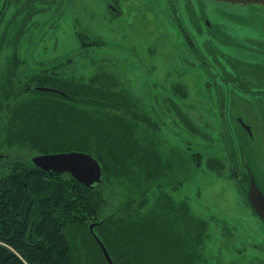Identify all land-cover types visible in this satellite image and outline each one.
Instances as JSON below:
<instances>
[{
  "label": "rangeland",
  "instance_id": "374dc122",
  "mask_svg": "<svg viewBox=\"0 0 264 264\" xmlns=\"http://www.w3.org/2000/svg\"><path fill=\"white\" fill-rule=\"evenodd\" d=\"M80 33L104 43L83 46ZM14 52L24 84L53 64L80 82L95 75L115 81L138 102L161 145L162 168L149 190L186 202L209 224L206 264H264V220L233 175L244 168L243 154L264 192V4L0 0V84ZM8 148L21 159L37 154ZM113 185L107 212L130 191Z\"/></svg>",
  "mask_w": 264,
  "mask_h": 264
},
{
  "label": "trees",
  "instance_id": "16d2710c",
  "mask_svg": "<svg viewBox=\"0 0 264 264\" xmlns=\"http://www.w3.org/2000/svg\"><path fill=\"white\" fill-rule=\"evenodd\" d=\"M79 37L83 46L104 43ZM21 64L14 52L0 84V264H109L92 223L114 264H206L208 222L186 202L149 190L154 182L147 181L162 168L161 145L138 102L115 81L95 75L80 82L60 64L39 69L24 84L17 73ZM15 145L37 154L92 153L103 166V181L88 187L67 172L47 171L3 151ZM240 158L244 168L234 167L233 175L249 202L247 158ZM114 182L130 191L107 212Z\"/></svg>",
  "mask_w": 264,
  "mask_h": 264
},
{
  "label": "water",
  "instance_id": "95a60500",
  "mask_svg": "<svg viewBox=\"0 0 264 264\" xmlns=\"http://www.w3.org/2000/svg\"><path fill=\"white\" fill-rule=\"evenodd\" d=\"M227 1L230 3H240V4H264V0H220ZM35 88L40 90L55 91L66 95V93L58 88L51 86H40L37 85ZM242 125L249 131L251 128L245 123L243 119H240ZM31 161L34 165L55 173L67 172L71 174L80 183L92 187L95 184H100L103 181L104 170L100 161L89 152L80 150L62 151V152H50L36 154L32 157ZM247 165V169L250 175V185L247 191V197L250 205L254 208L256 213L264 220V192L259 187L257 180L251 171L250 167ZM94 224L90 225L92 234L99 243L102 251L105 255L106 260L109 264H114L110 253L102 242V240L93 231Z\"/></svg>",
  "mask_w": 264,
  "mask_h": 264
},
{
  "label": "flooded vegetation",
  "instance_id": "af4514ba",
  "mask_svg": "<svg viewBox=\"0 0 264 264\" xmlns=\"http://www.w3.org/2000/svg\"><path fill=\"white\" fill-rule=\"evenodd\" d=\"M112 7H113V10H115V12H119V10L115 9L114 6H112Z\"/></svg>",
  "mask_w": 264,
  "mask_h": 264
}]
</instances>
